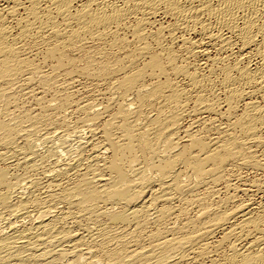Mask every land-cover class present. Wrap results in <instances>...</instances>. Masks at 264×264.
<instances>
[{
    "label": "bare ground",
    "instance_id": "6f19581e",
    "mask_svg": "<svg viewBox=\"0 0 264 264\" xmlns=\"http://www.w3.org/2000/svg\"><path fill=\"white\" fill-rule=\"evenodd\" d=\"M0 264H264V0H0Z\"/></svg>",
    "mask_w": 264,
    "mask_h": 264
},
{
    "label": "rangeland",
    "instance_id": "374dc122",
    "mask_svg": "<svg viewBox=\"0 0 264 264\" xmlns=\"http://www.w3.org/2000/svg\"><path fill=\"white\" fill-rule=\"evenodd\" d=\"M163 19H164V22L168 20V18H162L161 20L163 21ZM36 61H37V62H40V60H36ZM79 63H80V62H78V64H79ZM43 65H44V66H43ZM43 65H42V66H43V67H42L43 70H47V69H49V67H47L48 65H47V66H45V64H43ZM79 65H80V64H79ZM65 68H66V67H65ZM67 68H69V69H68L69 71H70L71 69H73V67L70 69V67H68V66H67ZM73 71H75V70H73ZM73 71L71 70V72H73ZM76 71H77V70H76ZM61 73H62V72H61ZM73 73H74V72H73ZM74 75H76V73H75ZM61 77H62V75H60V78H61ZM74 79H75V77H74ZM87 80H88V79L85 78V76H83V78H82V75H80V77H79V75L77 74L75 81H77L78 84H75L76 82L73 80V83H72L73 85L71 86V88H69L71 91H73V94H74V96H75V97H73V98H74V99H78V100L81 101L82 98H83L82 100H85V99H87V97H88V99L90 98V99H92V100H96L95 102L98 103L101 99H104V97L106 96V92H107V91H106V86H105L104 84L102 85V83H98V85H97V84H95V82H91L90 80H88V81H87ZM78 81H79V82H78ZM85 81H86V82H85ZM74 82H75V83H74ZM80 82H81V83H80ZM88 82H91V83H88ZM86 83L88 84V86H86V85H87ZM92 83H93V84H92ZM24 85H25V84H24ZM24 85H22V88H25V87H26V88H25L26 91H28V92L30 91V92H29V95H27V96L25 95L26 97L23 96V97H24L23 99L25 100V104L27 105V103L30 102L31 105L28 103L29 105H27V106H29L30 108H31V107H32V108L35 107V109H36V108H37V105L35 106V102H34L33 104H32V102H31L32 99H33V98H31V93H32L33 91H36V90H37V92H38V91H39V88H38V87L36 88V85L33 84V83H32V85L35 86L34 88H33V86H32V87H28L27 85H25V86H24ZM90 85H92V86H90ZM94 85H95V88H96V86H97L96 89H98V90L94 89ZM73 86H76V89L73 90V89H72V88H74ZM101 86H102V87H101ZM104 86H105V89H104ZM87 87H90V88L92 87V89L90 90V88H87ZM98 87H99V88L101 87L100 89H101L102 91H101ZM82 88H83V89H82ZM27 89H28V90H27ZM33 89H34V90H33ZM85 89H86V90H85ZM88 89H89V90H88ZM93 89H94V90H93ZM103 89H104V91H105L104 93H103ZM75 90H77V92H76ZM92 90H93L94 92H92ZM31 91H32V92H31ZM87 91H88V92L91 91V93H90V92L87 93ZM37 92H34V93H32V94H35V93H37ZM75 92H76V93H75ZM98 92H99L100 94H99ZM92 93H93V94H92ZM49 94H51V93L49 92ZM73 94H72V95H73ZM94 94H95V97H97V99L94 98ZM51 95H52V94H51ZM51 95H48V93H46V94H45V98H46L47 100H48V99H51V100H52V98H51L52 96H51ZM90 95H91L93 98H91ZM103 95H105V96H103ZM80 96H81V97H80ZM86 96H87V97H86ZM98 96H99V98H98ZM79 97H80V98H79ZM25 98H26V99H25ZM27 99H28V100H27ZM29 99H31V101H29ZM26 100H27V101H26ZM33 100H34V99H33ZM34 101H35V100H34ZM101 101H102V100H101ZM52 102H53V101H52ZM53 103H54V102H53ZM98 104H100V102H99ZM98 104H97L96 107L100 108V107H101V104H100V105H98ZM32 105H33V106H32ZM33 109H34V108H33ZM74 117H75V116H74ZM73 120H74V118H73ZM41 148H42V147H41ZM5 164H6V166L9 168V171H10V172H11V171L14 172V173H15V172H17V173L20 172V170H19L18 167H17V170H16V168H15L16 166H15V165L13 166V163H12V164H9V162H8V163H5ZM8 164H9V165H8ZM11 165H12V167H11ZM2 166H5V165L2 164ZM14 169H15V170H14ZM13 170H14V171H13ZM18 170H19V171H18ZM244 170H245V169H240L239 171H237V172H238L237 174H238V175L240 174L241 176H248L247 179H248V178H253V176L256 175V174H255L254 172H252L251 170H245V171H244ZM241 171H242V172H241ZM246 172H247L248 174H247ZM241 173H243V175H242ZM245 173H246L247 175H246ZM250 173H251V174H250ZM249 174H250V175H249ZM254 174H255V175H254ZM238 175H236V176H238ZM240 175H239L238 177H241ZM252 175H253V176H252ZM251 176H252V177H251ZM242 178H246V177H242Z\"/></svg>",
    "mask_w": 264,
    "mask_h": 264
}]
</instances>
